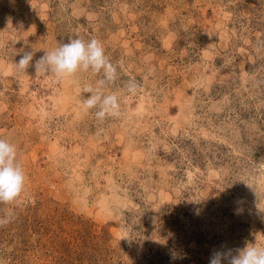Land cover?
Returning <instances> with one entry per match:
<instances>
[{
	"label": "rangeland",
	"instance_id": "374dc122",
	"mask_svg": "<svg viewBox=\"0 0 264 264\" xmlns=\"http://www.w3.org/2000/svg\"><path fill=\"white\" fill-rule=\"evenodd\" d=\"M70 37L117 66L119 117L82 105L102 74L17 70ZM0 138L26 174L0 264H209L264 242V0H0Z\"/></svg>",
	"mask_w": 264,
	"mask_h": 264
},
{
	"label": "clouds",
	"instance_id": "9594fccd",
	"mask_svg": "<svg viewBox=\"0 0 264 264\" xmlns=\"http://www.w3.org/2000/svg\"><path fill=\"white\" fill-rule=\"evenodd\" d=\"M11 24V21H8ZM35 50L24 51L18 62L17 70L27 71L32 66L35 77L41 73L54 75L57 79L75 76L78 72H90L92 75L102 74L95 81V85L86 84L83 88L88 93L82 101L85 109L95 110V118L103 123L106 118L120 116V103L114 93H106L105 88L116 81L117 66L105 54L102 43L92 38H69L67 43L58 44L52 50H45L44 54L35 60ZM123 63L122 61L120 62ZM127 93L135 94L140 84L134 80L125 82ZM26 174L18 160L16 146L6 139L0 138V205L10 206L19 204L20 197L25 190ZM0 226L11 222L13 211L11 208L0 209ZM257 235L255 244H246L244 248L226 251H214L209 258V264H264V242Z\"/></svg>",
	"mask_w": 264,
	"mask_h": 264
}]
</instances>
